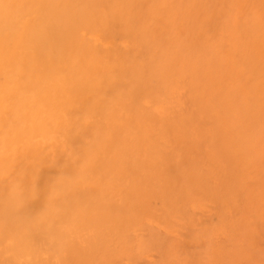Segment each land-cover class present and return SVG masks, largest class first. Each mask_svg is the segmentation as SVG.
Here are the masks:
<instances>
[{"label": "bare ground", "instance_id": "6f19581e", "mask_svg": "<svg viewBox=\"0 0 264 264\" xmlns=\"http://www.w3.org/2000/svg\"><path fill=\"white\" fill-rule=\"evenodd\" d=\"M244 1L0 0V264L43 244V264H264V0L235 20Z\"/></svg>", "mask_w": 264, "mask_h": 264}, {"label": "rangeland", "instance_id": "374dc122", "mask_svg": "<svg viewBox=\"0 0 264 264\" xmlns=\"http://www.w3.org/2000/svg\"><path fill=\"white\" fill-rule=\"evenodd\" d=\"M247 9L248 11H251V8H250V1L249 0H246L244 2H238L234 9H233V17L235 20H238V21H241V20H248L250 15H244L243 14V11ZM255 15V14H254ZM262 15V11L258 13V18L256 16H252V21L254 19H256L257 23H258V28H264V14L263 16ZM229 44L232 46V43L234 44V48H236L238 45H239V40L236 39V38H232L231 40L228 41ZM186 47L188 48H191V45L190 44H186ZM190 51V50H189ZM195 64H198V62H195ZM252 75L250 73H248L247 69L245 68V71L243 70H239V72L236 74V76H233L232 78V87H236L237 89H240V96H244L243 95V92L241 91V89L243 88V86H246L248 84V82L252 79ZM231 87V89H232ZM186 88L185 87H181V90H185ZM245 102H248V101H245ZM200 116H203L205 117L204 120L207 121L208 120V115L206 114H201ZM262 129H263V132H264V123L262 125ZM260 135H262V133L259 132ZM261 138H264V134L261 136ZM21 198H19V200L17 201L16 205H15V209H25L26 206H27V203L25 201V197H24V193H22L21 195ZM205 209V208H204ZM209 208H208V212H209ZM206 212V211H204ZM203 212V213H204ZM207 213V212H206ZM204 213L206 216L209 217V220L211 221H214V220H217L215 214L211 215L212 213H208L206 214ZM148 223H150V225L156 227L157 229H159L160 231H163L165 233H175L173 229H171L172 232H170V228H167L165 226H162V225H157L154 223L153 220H148L147 221ZM166 229H165V228ZM217 240H220V237L217 239ZM49 248V245L48 244H43L39 247V249L37 248L35 250V254L37 255L38 259H36V263L37 264H43L46 260H47V256L44 255L45 253V250ZM153 253V254H152ZM148 256L146 257L147 259H153L155 258V252H150L147 254ZM137 262V263H136ZM139 262V263H138ZM140 262L142 261H127L126 263L127 264H140Z\"/></svg>", "mask_w": 264, "mask_h": 264}]
</instances>
